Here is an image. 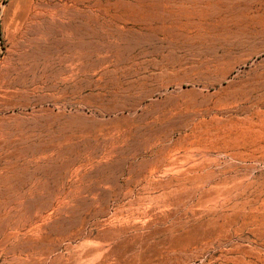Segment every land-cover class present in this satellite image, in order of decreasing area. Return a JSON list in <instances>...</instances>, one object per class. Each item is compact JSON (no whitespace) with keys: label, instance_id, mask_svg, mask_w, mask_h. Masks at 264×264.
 <instances>
[{"label":"rangeland","instance_id":"374dc122","mask_svg":"<svg viewBox=\"0 0 264 264\" xmlns=\"http://www.w3.org/2000/svg\"><path fill=\"white\" fill-rule=\"evenodd\" d=\"M29 3L0 0V119L26 163L0 264H264V80L256 105L222 92L264 70L239 59L264 0H46L35 27Z\"/></svg>","mask_w":264,"mask_h":264},{"label":"bare ground","instance_id":"6f19581e","mask_svg":"<svg viewBox=\"0 0 264 264\" xmlns=\"http://www.w3.org/2000/svg\"><path fill=\"white\" fill-rule=\"evenodd\" d=\"M28 9H29V13H28L27 23L29 24L30 27H35V25L38 22L42 21L40 19L44 16L46 10H48L49 7L48 4L46 3V0H30ZM258 55H264V41H262V43L260 42V44L256 45L254 48H251L246 55L240 56L239 59L248 60ZM234 60L237 61L236 59ZM229 61L230 60H228V62ZM220 63L217 60L212 65H210V69L212 70L218 69ZM262 63L264 64V58ZM221 68H223V66ZM229 69L225 68L219 71L220 76L215 81H213V86L220 87L224 83ZM219 72L217 73V75L219 74ZM260 80H264V70L259 71L258 73L254 74L252 77L244 81L241 80L242 82H240L237 86L233 87L232 89H229L228 91L223 89L222 92L226 98L223 104L235 105V106H252L258 104V102L253 100L249 96L248 92L244 89L247 88V85H251L252 83H255L256 81H260ZM134 87H135L134 83L117 84L114 87H112V91L110 93L108 92L109 93L107 94L109 96L108 98L113 100H120V99L126 100L127 98L132 97L131 94ZM125 110L126 109L124 107H120L115 112L123 113ZM246 120L248 121L247 118ZM82 124L84 128L86 125H84L83 122ZM79 126L81 127L80 124ZM88 126L90 129L100 130L104 127V123L102 122V120H99L95 116L92 119V121H90V124H88ZM22 135H23L22 129L20 125L17 123L15 118L8 116L6 118L0 119V226L4 221H7L9 219L10 214L12 215L11 211L14 209V205L16 203L17 197L9 191L10 190L9 183L11 176L15 173H18V171L23 165L24 153L20 147ZM25 165L26 163L23 165V167Z\"/></svg>","mask_w":264,"mask_h":264}]
</instances>
